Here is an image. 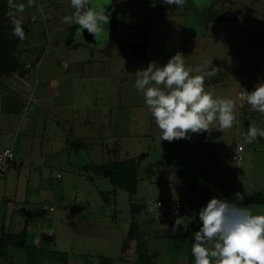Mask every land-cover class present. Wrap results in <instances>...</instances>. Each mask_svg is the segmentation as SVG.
Wrapping results in <instances>:
<instances>
[{"label":"crops","instance_id":"0c3cea01","mask_svg":"<svg viewBox=\"0 0 264 264\" xmlns=\"http://www.w3.org/2000/svg\"><path fill=\"white\" fill-rule=\"evenodd\" d=\"M127 1H113L116 5L112 11L117 21L121 17L119 8ZM155 5L157 7L158 2ZM137 9L140 11L139 4ZM121 10L124 11L123 8ZM115 33L113 36L117 39V28ZM112 43L110 52H104V56L97 59H93V55H100L98 50H90L89 57L80 59L74 53L71 56L73 61L78 59L75 66H69V63L60 66L48 61L40 64L38 69L27 70L25 74L33 79V83L27 84L20 77L23 72L13 87L6 88L0 82V146L11 147L14 153L10 170L0 178V237L3 234H24L23 243L0 246V264H99L100 257L110 258L111 264H189V246L201 224L198 217L201 206L213 196L234 199L233 188L226 186L231 179L228 180L224 167L218 161L224 149L230 147L227 152L225 150L226 157L236 164L231 153L236 145H242L241 141L227 140L220 129L206 132L207 136L203 135L205 144L199 150L192 135L190 139L161 141L160 129L148 111L144 96L135 88L137 70L147 67L151 61L162 64L174 53L163 54L165 52L159 50L158 43L146 41L138 45L142 47V57L134 52L136 46L127 48L124 66L114 71L109 68L115 41ZM197 56H192V61H189L184 54L186 66L194 69L210 59V55H202L201 59ZM234 58L235 61L230 63L215 62L217 78H206V90L215 92L222 88L223 92L227 87V77V82H230L232 75H237L239 86L252 87L256 83L255 77L264 82V54L256 61L258 69H253L252 64L250 68L243 65L238 52ZM83 59L90 60L91 65L97 61L105 68H89L86 79L91 85L88 92L75 102L65 103L63 96L72 94L74 89L71 82L75 85L82 75L79 66ZM135 91L139 93L137 99L133 98ZM236 92L246 94L244 90ZM134 109L139 119L133 118L131 111ZM115 130L147 138L148 151L155 145L158 149L176 152L188 144L185 148L188 155L184 161L178 162L181 165H176L175 174L171 168L169 174V169L163 165L158 166L155 172L149 170V173L154 172L150 176L152 183L173 188L172 196L187 199L185 201L190 203L191 218L184 221L177 231H172L174 222L156 223L146 215L145 218L138 215L133 211L132 205H136L132 202V209L130 207L128 216L122 221L115 214V203L107 193L110 191L93 186V182L104 177L93 172L91 167L112 162L114 154L125 156L118 160L134 158L136 176L141 154L129 157L126 148L130 147H123L121 140L115 141L118 138ZM236 131L239 137V130ZM261 142L254 146V141H246V146L242 145V162L247 147L254 154L264 149V141ZM246 164L249 173L246 179L236 180L235 192L245 193V198L255 192L264 194V162L254 165L253 158L247 156ZM241 165L238 167L236 164L237 170ZM67 167L78 172L72 190H68L63 181L53 180L60 179L59 171ZM260 168L263 177L258 179ZM100 192L109 197L110 207L102 201ZM242 203L254 213H264V203H247L244 200ZM138 242L143 243L140 250Z\"/></svg>","mask_w":264,"mask_h":264},{"label":"rangeland","instance_id":"374dc122","mask_svg":"<svg viewBox=\"0 0 264 264\" xmlns=\"http://www.w3.org/2000/svg\"><path fill=\"white\" fill-rule=\"evenodd\" d=\"M113 1L111 0V11L114 9V5H116V2ZM157 2L158 6H153ZM20 3L25 5L24 10L17 13L12 19H19L21 24L26 27V30L14 51L16 56L14 70L0 77L1 84L6 88L15 86V80H19L18 76H20V72L25 74L27 70L33 71V69H38L40 64L44 65L48 61L60 64V66L62 64L63 66L65 64L68 65V63L69 66H75L74 64L78 59L91 55L90 50L92 52L93 50L99 51L100 55H93L96 57H93V59L103 57L104 52H110L113 46L112 40L115 43L109 68L114 69V71L118 67L124 66L127 48L130 49L136 46L137 48H133L134 52L139 57H142V47H138V45L146 41L158 43L160 45L159 50L165 52L163 54H175L179 51L183 55L185 54V58L189 59V61H192V56L196 58V55H198L197 57L201 59L202 55H210L209 60H212L213 65L217 61L221 64L223 62H234V54L238 52L242 57L240 61L243 62V65L250 68L252 64L253 69H256L257 59L262 58L264 54V0H187L183 8L164 4L163 0H128L121 7L124 11L119 8L121 17L118 18L119 21L115 20L113 25L114 28L118 29L117 39L114 38V29L109 38L103 40V42H97L90 33L86 30H81L75 23L69 25L63 22L65 15H70L75 11L71 6L70 0H20ZM138 4L140 5V11L137 9ZM143 4H145L144 8H142ZM209 11H212L214 14L221 13L227 15L231 19L227 21H213L214 23H212L206 20ZM111 23L109 25L110 30ZM206 27L207 31H205ZM74 53H77L79 56L75 61L71 57ZM67 56L71 58L69 59ZM89 62L90 60L83 59L79 66V72L82 73L78 77L79 83L74 82L75 85H72L73 82H71V86L74 89L72 94L63 96L65 103L75 102L79 97H84L85 92H88V88L91 85V82L88 83L86 79L88 78L89 68L93 70L105 68L104 64H99L97 61L92 65ZM165 62L163 61V63ZM24 74L20 77H23L22 79L27 84L33 83V79L28 78L26 74L27 78H25ZM211 78L215 79L217 76L215 75ZM230 78V82H227V77V87L224 88L223 92H221V88L220 90H214L215 92L213 93L222 97H230L234 100L237 119L232 128L223 130L224 136L227 137V140L230 138L232 142L239 139L245 147L244 132H247L249 127L264 129V114L251 110L247 104L241 106L239 102L240 94L236 91L253 90V87L261 82H259L260 78L255 77L256 83L252 87H246V85L239 86L237 75H232ZM116 82L115 80L114 83L116 84ZM24 83L22 82L26 86ZM95 85L100 88L99 84L95 83ZM106 86L108 85L106 84ZM241 94L245 93L241 92ZM138 97L139 93L135 91L133 98L137 99ZM131 112L134 114V119H139L135 109ZM217 125L218 122H214L211 125L210 131H215ZM234 127L236 130H239V137L236 136L237 131ZM115 133H118V138L115 139L116 142L117 140H121L120 144L123 147L125 145L130 147L129 149L126 148L129 157L134 154H141L137 162V193L130 196L126 191L119 188H116L115 193H110V198H113V202L115 203V214L123 221L124 217L128 216L130 212L132 202L136 205H132L135 213L144 218L145 215L150 217L151 199L175 198L171 195L173 188L152 183V179H150L151 174L160 165L167 167L169 174L170 168L175 174L176 165H181L178 162L184 161L188 155L185 149L188 144H184V147L176 150V152L164 148L158 149L155 145L150 147V151H148V146L145 144V142H149L147 138H137L132 136L133 133L132 135H127V132H121L120 130H115ZM191 135L193 136L192 140L196 144V148L199 150L205 144L203 143V135L206 137V132L192 133ZM259 140L256 139L254 141V146L257 143H262L261 141H264V137ZM139 142H141L140 145ZM225 150L221 154L223 156L220 157L218 163L224 167V174L228 180L231 179L230 186H226L233 188L234 195L236 180L245 178L249 173V170H247L248 164H246L247 156L253 158L254 165H257L258 162L263 163L264 149L254 154L251 148L247 147L244 150L245 160L242 162V167L239 170H237L236 164L226 157ZM146 152H148L147 155H145ZM122 157L125 158L124 155L118 156V154H114L112 160L115 161ZM150 169L154 172L149 173ZM59 173L61 175L60 179L53 180L55 182L63 181L68 186V190H72L74 182L78 177V172L69 170L67 167L61 169ZM261 173L263 172L260 168L257 175L258 179L263 177ZM53 174L55 175L56 171ZM145 175L148 177L145 178ZM200 179H204V177L200 176ZM93 186L98 187L100 190H108L110 192L113 190L107 178L97 179L95 183L93 182ZM68 190L66 189V192ZM68 196L70 195L68 194ZM183 200L187 199L183 198ZM145 211L147 214H145Z\"/></svg>","mask_w":264,"mask_h":264},{"label":"clouds","instance_id":"9594fccd","mask_svg":"<svg viewBox=\"0 0 264 264\" xmlns=\"http://www.w3.org/2000/svg\"><path fill=\"white\" fill-rule=\"evenodd\" d=\"M75 10L63 17L65 24L75 23L90 33L97 42L110 36L112 13L108 4L99 0H70ZM187 0H163L164 4L183 8ZM6 5L5 15L10 18V38H23L24 29L19 19H11L24 10L20 0H0ZM196 74L193 75L192 73ZM218 68L212 60L200 66H186L184 55L177 51L165 63L156 61L137 70L135 88L144 96L148 111L161 132V141L190 139L192 133L210 132L233 127L237 119L235 102L230 97L217 96L206 90V78L214 77ZM240 105L264 114V82L239 96ZM213 130V129H211ZM264 137V129L249 127L244 138L252 143ZM246 194L237 190L234 199L211 197L198 211L200 227L193 234L191 253L195 264H264V213L257 214L242 206ZM159 207V205H158ZM183 215H177L172 231L183 224Z\"/></svg>","mask_w":264,"mask_h":264},{"label":"trees","instance_id":"16d2710c","mask_svg":"<svg viewBox=\"0 0 264 264\" xmlns=\"http://www.w3.org/2000/svg\"><path fill=\"white\" fill-rule=\"evenodd\" d=\"M112 16H111V21L110 23L112 24L111 30H110V35L114 32V22H115V14L114 11H111ZM231 18L227 15L217 13L214 14L212 11H209L206 17L207 21H227L230 20ZM112 38V36H111ZM112 40V39H111ZM22 73V72H20ZM135 168H136V162L134 158H127V159H122V160H116L112 161L109 163L97 165V166H92L91 169L93 172H95L97 175L102 176L104 178L109 179V182L113 186L112 192H107V193H115L116 188L122 189L126 191L130 196H133L137 192V179L135 176ZM100 196L102 198V201L108 206H111V202L109 197L104 193L100 192ZM245 202L247 203H264V194L261 192H255L249 197H246L244 199ZM130 235L132 236V231H130ZM23 233H18V234H3L0 237V246L2 245H7L10 243H23ZM138 248L142 247V242H138ZM193 243H190L189 246V264H195V257L191 253V246ZM125 246L123 244L124 249ZM99 264H103L104 262H107V264H111V259L110 258H105V257H100L98 259Z\"/></svg>","mask_w":264,"mask_h":264},{"label":"built area","instance_id":"2783aa9c","mask_svg":"<svg viewBox=\"0 0 264 264\" xmlns=\"http://www.w3.org/2000/svg\"><path fill=\"white\" fill-rule=\"evenodd\" d=\"M231 157L235 160L237 166L241 165L243 160L242 145H236ZM14 160V153L11 147L0 146V178L4 177L10 170ZM151 208L149 210L150 218L159 223L174 222L177 215L185 216L184 221L191 218V206L177 198H155L150 200ZM159 205V207H158Z\"/></svg>","mask_w":264,"mask_h":264},{"label":"water","instance_id":"95a60500","mask_svg":"<svg viewBox=\"0 0 264 264\" xmlns=\"http://www.w3.org/2000/svg\"><path fill=\"white\" fill-rule=\"evenodd\" d=\"M101 4H108L111 11V0H99ZM6 5L0 4V76L10 73L16 66L15 49L21 38H10L9 30L12 28L10 18L5 13ZM12 19V18H11ZM23 26V25H22ZM24 31L26 27L23 26Z\"/></svg>","mask_w":264,"mask_h":264}]
</instances>
